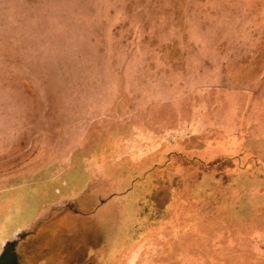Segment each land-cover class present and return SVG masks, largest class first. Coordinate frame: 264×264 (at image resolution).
Segmentation results:
<instances>
[{
    "label": "rangeland",
    "instance_id": "374dc122",
    "mask_svg": "<svg viewBox=\"0 0 264 264\" xmlns=\"http://www.w3.org/2000/svg\"><path fill=\"white\" fill-rule=\"evenodd\" d=\"M13 252L264 264V0H0Z\"/></svg>",
    "mask_w": 264,
    "mask_h": 264
},
{
    "label": "trees",
    "instance_id": "16d2710c",
    "mask_svg": "<svg viewBox=\"0 0 264 264\" xmlns=\"http://www.w3.org/2000/svg\"><path fill=\"white\" fill-rule=\"evenodd\" d=\"M33 234H35V233H32L31 235H33ZM31 237H33V236H31ZM31 237L29 235L27 236V238H29V239H32ZM22 241H24V240H22ZM35 253H37V252H35ZM11 254L10 255H5L4 258L2 260H0V264H23L24 262H26L24 260V259H27L26 256H23L22 254L17 253V252L16 253L13 252ZM44 260L43 259H42V261L38 260V262L39 263H44L43 262ZM35 261L36 260H34V262Z\"/></svg>",
    "mask_w": 264,
    "mask_h": 264
}]
</instances>
